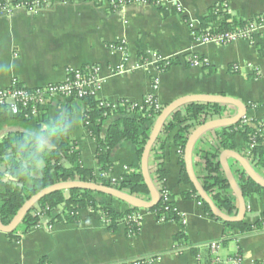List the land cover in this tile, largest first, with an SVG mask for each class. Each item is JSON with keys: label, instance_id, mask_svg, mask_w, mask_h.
I'll list each match as a JSON object with an SVG mask.
<instances>
[{"label": "crops", "instance_id": "obj_1", "mask_svg": "<svg viewBox=\"0 0 264 264\" xmlns=\"http://www.w3.org/2000/svg\"><path fill=\"white\" fill-rule=\"evenodd\" d=\"M216 4H224L237 18L264 16V0H168L166 11L150 3H133L114 10L94 0H49L36 12L15 6L0 12V87H9L18 79L29 88H37L64 81L70 70L97 65L104 79L97 99L142 100L151 92L152 73L144 69L118 73L115 69L124 63L126 55L132 65L141 55L157 51L179 62L160 73L157 98L163 106L191 95H225L246 105L249 120L264 124V38L254 44L239 40L225 45L197 43L192 38L191 25L199 27L208 9ZM177 5L183 7L182 13L176 10ZM116 42L124 44V51L110 47ZM189 54L207 57L209 67H192L188 64ZM72 106V138L80 149L83 165L99 174L97 144L87 131L84 107L78 102ZM62 111L61 98L49 103L53 121ZM237 113V107L227 105L222 117L216 119ZM220 127L203 132L195 142L193 167L197 177L203 174V160L198 154L219 148L216 132ZM18 128L12 122L0 123V140ZM237 145L240 150L246 147L240 135ZM179 157V147L170 137L163 150L157 148L151 153L150 168L161 166L166 171V187L183 217V226L157 221L153 213L141 209L140 232L129 235L125 224L112 231L100 212L84 209L77 223L36 227L15 242L0 230V264H41L44 257L51 264H212L208 244L213 241L221 242L219 254L223 259L241 255L246 264H264L263 228L247 232L228 229L226 233L222 220L209 215L197 198L180 197L191 186L180 180ZM244 158L264 180V167ZM112 161L114 167L107 179L116 180L126 168L137 164L135 147L121 142L112 152ZM228 163L237 180L236 170L242 165L230 156ZM100 199L118 210L130 206L118 199ZM246 203L243 220L254 225L264 212V193L252 195ZM239 213L237 199L232 215ZM180 231L186 234L185 241L175 239Z\"/></svg>", "mask_w": 264, "mask_h": 264}, {"label": "trees", "instance_id": "obj_2", "mask_svg": "<svg viewBox=\"0 0 264 264\" xmlns=\"http://www.w3.org/2000/svg\"><path fill=\"white\" fill-rule=\"evenodd\" d=\"M47 1L49 0H16L14 3L30 8L34 4L41 6ZM149 1L156 2V0ZM6 4L7 0H0V7ZM159 8L166 11L163 6ZM248 20L233 16L224 4H216L208 9L200 26L192 28V38L195 39L206 32L213 34L234 31L247 25ZM191 55L189 54L188 57ZM177 63H179L177 59H170V65L164 71ZM188 64L190 65L189 61ZM203 67H209V65ZM231 69L234 71V66ZM58 98L63 100V111L54 121L48 112L49 103L42 106L38 114L31 113L28 108L13 114L7 107L0 106V123L12 122L19 126L17 130L9 132L0 140V218L4 225L12 221L19 209L32 196L60 182L76 180L96 182L132 197L150 199V191L141 170V158L151 133L150 125L155 122L156 114L160 115L161 112L153 111V109L139 112L138 109H132L131 102L127 100L119 101L115 107L112 104L107 106L93 95ZM74 102L84 107L83 118L87 131L96 141L95 160L99 167V174L94 169L83 165L80 149L72 138ZM226 106L221 103L193 102L177 107L166 120L156 143L158 147L160 146L158 149L163 150L168 139L173 137L180 152V180L191 186L190 189L182 192L180 197L197 198L204 204L206 212L213 217L215 215L210 206L197 194L190 180L186 169L185 149L193 130L210 120L222 117ZM216 134L219 148L205 150L198 154L203 160V174L198 178L202 188L216 206L232 215L237 208V198L235 194L233 195L231 186L224 176L220 155L223 150H237L247 157L252 165L264 167V124L256 119L245 122L242 118L237 123L222 125ZM239 135L242 136L246 145L241 150L237 145ZM124 141L130 142L135 147L137 164L128 167L126 172L116 180L102 177V174L109 175L113 169L112 152ZM156 149L157 147H154L153 150ZM236 172L238 184L246 200L252 195L264 193V187L248 177L243 168L237 169ZM150 174L160 198L153 208L146 210L153 213L157 221L175 222L183 226V217L175 208L174 197L170 194L171 199L166 200L162 195L163 188L166 187V171L160 166L155 171L150 168ZM102 196L112 200L117 199L110 195L79 188L52 192L41 198L25 214L21 223L14 231L8 233V236L13 242L20 240L22 235L39 227L45 217L51 218L49 224L77 223L80 211L84 209L100 212L112 231H117L121 224H125L129 235L139 234L141 220L137 221L132 217L141 209L129 206L126 210H118L111 204L102 202L100 199ZM222 222L226 226V233H229L228 229L247 232L256 227L263 228L264 212L254 225L244 220ZM185 237L186 234L180 231L175 239L185 241ZM209 258V261L215 264L213 255ZM40 263L51 264L45 257L40 260Z\"/></svg>", "mask_w": 264, "mask_h": 264}, {"label": "built area", "instance_id": "obj_3", "mask_svg": "<svg viewBox=\"0 0 264 264\" xmlns=\"http://www.w3.org/2000/svg\"><path fill=\"white\" fill-rule=\"evenodd\" d=\"M94 1L99 4L101 3L104 5H108L109 7H112L114 9H121L133 3H150L149 0ZM150 4L157 7H165L168 4V0H156V2ZM38 7L39 5L34 4L33 7H30L29 9L36 12L39 9ZM8 9H10L9 0H7V4L5 6L0 7V12L9 11ZM176 10L179 13H182L183 7L177 5ZM191 27L193 28L194 25L192 24ZM258 38H264V16H258L249 19L247 25L239 29L237 28L234 31H226L213 34L210 32H206L203 35L196 37L194 40L197 43H215L219 45H225L239 40L248 41L249 43L254 44L258 40ZM110 47L116 50L124 51V44L121 42H116V44H112L110 45ZM128 61L129 57L127 55L124 56V63L120 64L115 69V71L118 73H123L126 71L146 69L149 70L153 75L150 94H148L142 100H127L131 102V108L138 109L139 112H146L153 109V111H159L160 113L163 110V106L157 98V92L161 83L160 73L164 72L165 68L170 65V59L157 51H150L147 54L141 55V57H139V60L135 64L129 65ZM189 62L192 67H203L209 64V59L199 54H192L189 57ZM103 86L104 79L101 75V67L97 65L70 70L68 72V77L64 81L49 83L37 88H29L25 85H22L18 79H14L9 87H0V106L7 107V109L13 114H17L21 111V109L25 108H28L33 114H38L40 113L42 106L50 103V101L55 100L58 97H82L85 95L97 96V94L103 89ZM116 103H118V101L115 102L102 100V104H105L107 106L112 104L113 107H115L117 105ZM158 116L159 115L156 114L155 120ZM243 118L245 122L249 121L246 116H244ZM156 143L154 147L159 148L160 146L158 147V144ZM154 151L155 150H152L151 153H153ZM153 171H155V169ZM101 176L104 178H108V175L106 174H102ZM162 195L165 196L166 200L171 199L170 192L167 187L163 188ZM132 218L137 221L141 220L139 213L134 214ZM46 219L50 221L51 218L45 217V223L42 222L40 226L51 228V224H49ZM208 247L213 255L215 264H246L241 255H235L227 259H223L219 254V250L221 247L220 241H213L208 244Z\"/></svg>", "mask_w": 264, "mask_h": 264}, {"label": "water", "instance_id": "obj_4", "mask_svg": "<svg viewBox=\"0 0 264 264\" xmlns=\"http://www.w3.org/2000/svg\"><path fill=\"white\" fill-rule=\"evenodd\" d=\"M193 102H204V103H221L224 105H233L238 108V113L234 117L230 118H220V119H213L205 124L197 127L190 135L188 143L186 145L185 149V162H186V169L188 172V175L190 177V180L196 189L198 195L201 197V199L210 206L211 211L213 214L221 219L222 221L227 222H239L244 219L245 213L247 211V203L246 199L244 197V194L235 178L234 172L232 171L229 163H228V157H234L243 167L245 172L247 173L248 177L253 179L256 183L264 187V180L260 178L253 170L250 163L247 161L246 158H244L242 155H240L237 151L233 150H225L222 152L220 161L221 165L225 174L226 179L228 180L232 191L236 195L239 203L240 213L239 215H229L225 211L221 210L216 206L212 198L204 191L202 188V185L194 171L193 167V150L194 145L197 140V138L205 131L217 127L222 126L226 124H234L240 121L244 116H246L247 113V107L244 103L241 101L225 96V95H191L182 97L180 99H177L173 103L166 106L160 113V115L155 120L152 132L150 133L149 139L147 141V144L145 146L144 152L142 154L141 158V170L142 174L145 178V183L147 184L149 191H150V199L145 200L142 198L132 197L124 192H121L117 189H114L112 187L106 186L101 183L96 182H86V181H67V182H60L56 183L54 185H51L36 195L32 196L29 200L25 202V204L19 209L17 214L14 216L12 221L4 225L0 218V230L5 233H10L14 231L17 226L21 223L23 217L25 214L44 196L58 191V190H67L72 188H79V189H88L95 192L103 193L106 195H110L112 197H115L121 201L126 202L128 205L140 209H151L153 208L159 201L160 195L159 192L152 180L151 174H150V156L151 152L153 150V147L155 143L158 141L159 136L161 135L163 131L164 124L172 111L176 109L179 106L190 104Z\"/></svg>", "mask_w": 264, "mask_h": 264}, {"label": "rangeland", "instance_id": "obj_5", "mask_svg": "<svg viewBox=\"0 0 264 264\" xmlns=\"http://www.w3.org/2000/svg\"><path fill=\"white\" fill-rule=\"evenodd\" d=\"M16 1V0H15ZM15 1H12V2H10V9H8L9 11L11 10V8H13V7H15V6H19V7H23V8H25L26 10H28V11H31L29 8H27L26 6H23V5H15ZM97 3V2H96ZM37 5H39V4H37ZM40 7H42V5L41 6H39L38 8L40 9ZM32 12V11H31ZM162 54V53H161ZM164 55V54H163ZM165 56V55H164ZM139 70V69H138ZM138 70H133V72L134 71H138ZM144 70H146V69H144ZM148 72H149V70H147ZM151 86H152V84H151ZM160 88V87H159ZM159 91V90H158ZM158 93V92H157ZM138 101V100H137ZM119 102V101H118ZM162 105V104H161ZM163 106V105H162ZM165 108V106H163V109ZM211 252V251H210Z\"/></svg>", "mask_w": 264, "mask_h": 264}, {"label": "flooded vegetation", "instance_id": "obj_6", "mask_svg": "<svg viewBox=\"0 0 264 264\" xmlns=\"http://www.w3.org/2000/svg\"><path fill=\"white\" fill-rule=\"evenodd\" d=\"M51 102V101H50Z\"/></svg>", "mask_w": 264, "mask_h": 264}]
</instances>
